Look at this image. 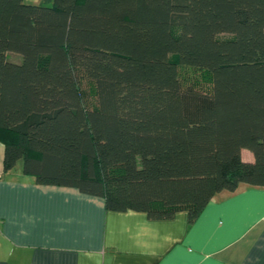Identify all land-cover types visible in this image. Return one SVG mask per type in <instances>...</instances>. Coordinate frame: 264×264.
I'll return each instance as SVG.
<instances>
[{
    "label": "trees",
    "instance_id": "1",
    "mask_svg": "<svg viewBox=\"0 0 264 264\" xmlns=\"http://www.w3.org/2000/svg\"><path fill=\"white\" fill-rule=\"evenodd\" d=\"M0 141L155 219L264 187V0H0Z\"/></svg>",
    "mask_w": 264,
    "mask_h": 264
},
{
    "label": "crops",
    "instance_id": "2",
    "mask_svg": "<svg viewBox=\"0 0 264 264\" xmlns=\"http://www.w3.org/2000/svg\"><path fill=\"white\" fill-rule=\"evenodd\" d=\"M5 152L0 141V264H264V187L219 192L193 222L185 210L155 219L40 184L22 161L5 172Z\"/></svg>",
    "mask_w": 264,
    "mask_h": 264
}]
</instances>
